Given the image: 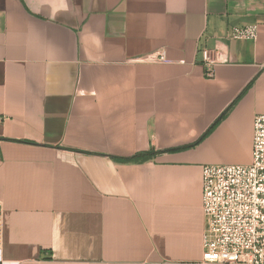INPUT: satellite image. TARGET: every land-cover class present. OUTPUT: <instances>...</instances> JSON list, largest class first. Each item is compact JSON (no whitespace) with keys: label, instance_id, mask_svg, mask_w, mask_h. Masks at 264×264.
I'll return each mask as SVG.
<instances>
[{"label":"crops","instance_id":"0c3cea01","mask_svg":"<svg viewBox=\"0 0 264 264\" xmlns=\"http://www.w3.org/2000/svg\"><path fill=\"white\" fill-rule=\"evenodd\" d=\"M258 113L264 0H0V264H202L201 166Z\"/></svg>","mask_w":264,"mask_h":264},{"label":"built area","instance_id":"2783aa9c","mask_svg":"<svg viewBox=\"0 0 264 264\" xmlns=\"http://www.w3.org/2000/svg\"><path fill=\"white\" fill-rule=\"evenodd\" d=\"M257 30L255 23L234 25L227 39L255 40ZM199 52L206 77H213L221 50ZM201 185L202 264H264V113L253 119L251 161L203 164Z\"/></svg>","mask_w":264,"mask_h":264},{"label":"trees","instance_id":"16d2710c","mask_svg":"<svg viewBox=\"0 0 264 264\" xmlns=\"http://www.w3.org/2000/svg\"><path fill=\"white\" fill-rule=\"evenodd\" d=\"M222 115H223V114H222ZM222 115L218 118V120L222 117ZM218 120H216V121L214 122V124L211 125V127L208 129V131H210V129H211V128H212V127L218 122ZM208 131H207V132H208ZM207 132H206V133H207ZM206 133H204V135H205ZM204 135H203V136H204ZM203 136H202V137H203ZM202 137H201V138H202Z\"/></svg>","mask_w":264,"mask_h":264}]
</instances>
